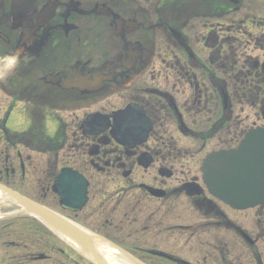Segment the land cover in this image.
I'll return each instance as SVG.
<instances>
[{"label": "flooded vegetation", "instance_id": "af4514ba", "mask_svg": "<svg viewBox=\"0 0 264 264\" xmlns=\"http://www.w3.org/2000/svg\"><path fill=\"white\" fill-rule=\"evenodd\" d=\"M15 53L0 264H264V203L232 209L201 174L264 127V0H0V56Z\"/></svg>", "mask_w": 264, "mask_h": 264}, {"label": "water", "instance_id": "95a60500", "mask_svg": "<svg viewBox=\"0 0 264 264\" xmlns=\"http://www.w3.org/2000/svg\"><path fill=\"white\" fill-rule=\"evenodd\" d=\"M203 172L211 194L232 208H247L260 203L264 199V129L248 134L238 151L210 156L204 163ZM55 185L59 188L60 181ZM8 194L26 211L36 214L83 250L93 249L95 240L77 233L64 222L56 221L44 209H35L22 197L10 192Z\"/></svg>", "mask_w": 264, "mask_h": 264}, {"label": "clouds", "instance_id": "9594fccd", "mask_svg": "<svg viewBox=\"0 0 264 264\" xmlns=\"http://www.w3.org/2000/svg\"><path fill=\"white\" fill-rule=\"evenodd\" d=\"M20 64V54L0 56V79H5L13 74Z\"/></svg>", "mask_w": 264, "mask_h": 264}, {"label": "rangeland", "instance_id": "374dc122", "mask_svg": "<svg viewBox=\"0 0 264 264\" xmlns=\"http://www.w3.org/2000/svg\"><path fill=\"white\" fill-rule=\"evenodd\" d=\"M217 147H219L218 143L216 142L211 143V148H217Z\"/></svg>", "mask_w": 264, "mask_h": 264}]
</instances>
